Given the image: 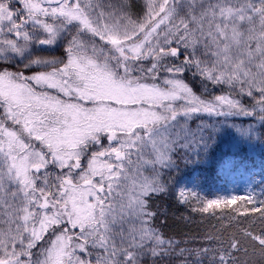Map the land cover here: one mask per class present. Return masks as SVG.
<instances>
[{"label": "snow or ice", "instance_id": "6c2138e0", "mask_svg": "<svg viewBox=\"0 0 264 264\" xmlns=\"http://www.w3.org/2000/svg\"><path fill=\"white\" fill-rule=\"evenodd\" d=\"M60 49L59 57L33 58ZM15 64L51 71L25 77L9 70ZM185 72L248 96L258 92L264 112V0H144L142 16L132 12V0H0V224L7 225L0 228V264H171L174 256L181 264H249L248 247L234 237L227 247L199 249L165 238L146 199L167 191L159 172L130 177L126 170L133 152L141 156L149 145L156 159L144 164L167 167L170 144L198 143L192 133L166 138L178 115L238 107L225 96L199 101L179 78ZM30 81L67 99L37 92ZM177 99L191 106L165 103ZM179 195L185 202L184 191ZM240 199L253 202L215 199L201 211L215 214ZM255 211L264 220V207ZM49 229L60 234L41 260L33 249ZM245 236L258 258L252 264H264V231Z\"/></svg>", "mask_w": 264, "mask_h": 264}, {"label": "trees", "instance_id": "16d2710c", "mask_svg": "<svg viewBox=\"0 0 264 264\" xmlns=\"http://www.w3.org/2000/svg\"><path fill=\"white\" fill-rule=\"evenodd\" d=\"M102 2L107 5L109 2L116 3L117 0H102ZM143 11L144 0H132L134 15L142 16ZM62 51L60 49L55 53L49 51L36 52L33 58L40 56L53 59L59 57ZM27 62V60L24 61V63ZM9 69L23 73L25 77L40 71H51L50 68L46 69L41 66L24 68L22 64H15ZM179 78L192 89V92L200 100L214 96L215 98L225 96L238 104L236 109L239 110V113L229 112L231 114L210 115L205 111H196L188 115H178L175 122L170 121L172 127H169L165 133L166 138L182 140L183 135L192 133L195 134L198 143L191 146L187 143L184 146L176 143L174 147L170 144L171 151L168 153L170 162H165L168 163L167 167L159 163L155 165L144 164L145 160L154 161L156 159V149L149 145L141 156L133 152L131 156L133 164H126V170L130 177L139 170L143 172L144 176L151 178L153 167L159 172L160 183L165 185L167 191L163 195L151 194L146 199L148 209L157 212V217L153 219L152 225L159 229L165 238L178 241L181 247L199 249L202 246L217 247L220 242H223L224 246L227 247L228 241L234 237L248 247L249 264H252V261L258 258L251 255L253 251L252 242L245 236V232L251 231L254 234H261L264 231V220L261 219L259 212L255 211L256 208L264 207V119L261 118L264 116V112L261 111L262 106L258 103L259 93L254 92L253 96H248L246 93L240 92L239 86L233 88L229 85L213 84L203 78L193 77L190 72L183 73ZM28 83L33 87V82ZM161 85L163 84L161 83ZM164 87L168 89L167 85ZM171 106L180 110L189 105ZM1 112H3L2 108H0V116L3 115ZM13 127L15 126L13 125ZM31 141L36 150V144L32 139ZM104 143L106 144L107 141ZM234 158L239 162H245L247 168L258 170L257 172H250V176L253 178L251 191L247 196L241 197H251L253 202L249 204L245 199H240L226 208L215 210V214L201 211L206 201L227 199L221 197L214 187L217 180L220 179L218 175L220 163ZM106 159L102 158V160ZM112 162L116 163L114 157ZM82 164H86V161H82ZM190 179L195 183V187L184 193L183 200L185 202H181L180 183ZM9 188L15 190L16 187L10 186ZM118 189L119 186H117ZM123 195L121 193L120 196L116 197V200L119 202ZM124 199L126 200V197ZM236 208L239 209V212L232 211ZM160 210L165 212L163 217L160 216ZM243 212H247V215L240 214ZM5 227L7 225L0 224V228ZM120 227L119 224L113 225L116 231H119ZM123 227L127 229L129 224L124 223ZM55 231L60 234V229H55ZM47 232L44 234L43 240H46L47 237L49 239V236L53 234L50 229ZM43 240L40 241V244ZM49 243H46L41 250L38 248L36 251L35 248L34 253L40 254L42 250L46 251L48 248L45 246ZM95 252L93 250V258ZM78 254L81 257L85 255L83 253ZM182 259V257L174 256L171 264H181ZM205 264H208V261H205Z\"/></svg>", "mask_w": 264, "mask_h": 264}, {"label": "rangeland", "instance_id": "374dc122", "mask_svg": "<svg viewBox=\"0 0 264 264\" xmlns=\"http://www.w3.org/2000/svg\"><path fill=\"white\" fill-rule=\"evenodd\" d=\"M47 19L49 20V22H51L50 18H47ZM11 38L15 39V37H11ZM97 40H98V38H97ZM89 54H91V50H89ZM32 86L34 87V90L37 92L48 91L49 93H51L53 95H58L61 98L67 99L66 97H63L62 94L57 93L55 89H47L46 86L44 88H41V86L36 85L35 82H33ZM161 87L165 88L164 85H161ZM165 90H167V89L165 88ZM181 95H183V94H181ZM192 95L194 97L198 98L197 95L194 94L193 92H192ZM198 100L204 101L205 103H212V104L217 103L215 96L213 98H203V100H200L198 98ZM81 103H85V106H90V104H88L86 102L82 101ZM165 103H170L171 105H188L187 101L184 99H177L175 101H165ZM189 106H191V105H189ZM221 110L226 112L223 115L231 114L229 112L239 113L238 109H236V108L229 109V107L226 104L221 105L220 107L217 108V111H221ZM199 112H204V111L200 110ZM1 113L3 114V112H1ZM210 115H217V114H215V112H214ZM7 123L11 125L12 122L7 121L5 126L11 128L12 130L18 131L17 133L21 136L24 143H26V144L30 143L32 146H34L32 141H31V138L28 137L27 133L22 132L20 125L13 124L15 126V127H13V125L9 126ZM32 140L36 144V150L39 151L42 147L41 144L38 141H34V139H32ZM0 170L6 171V168H4V165H3V154L2 153H0ZM251 171L257 172L258 170H253L252 168H247V165H245V162H239V161H237L236 158L224 160L218 166V175L220 176V179L217 180V183H216L214 189L220 193L221 197H225L227 199H230L233 197L247 196L248 193L251 191V185L253 182V178L250 176ZM5 183L7 184V181H5ZM7 186L8 187H10V186L16 187L15 185H11V184H7ZM194 187H195V183L191 179L187 180V181H182V183H180V189L182 191H184V193L187 190L190 191V190L194 189ZM16 203H18V202H16ZM50 231H52L53 234H51L49 236V239L47 237L46 240H43L41 244L39 241L38 244H40V247H38V244H37L36 251L38 248H39V250H41L44 247V245L48 242H50V243L47 244L45 247L49 249V248H51L52 243L54 241H56V237L59 234H57L55 230L50 229ZM72 243L75 244L76 240L73 239ZM34 250H35V248L33 249V252H34ZM95 251H98V250H95ZM45 252L46 251L42 250V252L40 254H37L38 252H36V254L39 256V258L41 260H43L45 258L43 253H45Z\"/></svg>", "mask_w": 264, "mask_h": 264}]
</instances>
